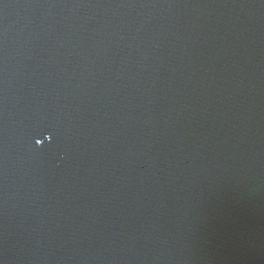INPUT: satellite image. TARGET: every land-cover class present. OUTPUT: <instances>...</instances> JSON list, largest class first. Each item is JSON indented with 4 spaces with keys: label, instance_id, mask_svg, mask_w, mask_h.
I'll use <instances>...</instances> for the list:
<instances>
[{
    "label": "water",
    "instance_id": "95a60500",
    "mask_svg": "<svg viewBox=\"0 0 264 264\" xmlns=\"http://www.w3.org/2000/svg\"><path fill=\"white\" fill-rule=\"evenodd\" d=\"M0 264H264V0H0Z\"/></svg>",
    "mask_w": 264,
    "mask_h": 264
}]
</instances>
